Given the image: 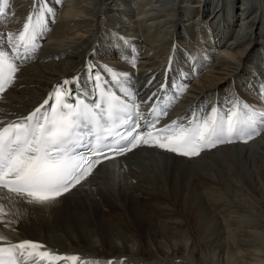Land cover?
I'll list each match as a JSON object with an SVG mask.
<instances>
[{
  "label": "bare ground",
  "instance_id": "bare-ground-1",
  "mask_svg": "<svg viewBox=\"0 0 264 264\" xmlns=\"http://www.w3.org/2000/svg\"><path fill=\"white\" fill-rule=\"evenodd\" d=\"M46 2L55 12L39 35L46 47L0 98L5 122L65 79L86 82L89 65L127 73L147 93L185 73L174 113L186 117L197 107L205 115L255 104L264 86V0ZM39 7L9 0L0 30L18 35ZM5 212L0 236L8 241L81 253L90 264H264V134L191 160L138 149L97 166L51 205Z\"/></svg>",
  "mask_w": 264,
  "mask_h": 264
},
{
  "label": "snow or ice",
  "instance_id": "snow-or-ice-1",
  "mask_svg": "<svg viewBox=\"0 0 264 264\" xmlns=\"http://www.w3.org/2000/svg\"><path fill=\"white\" fill-rule=\"evenodd\" d=\"M35 2L40 4L39 9L27 16L18 35L9 32L6 36L11 54L0 49V94L14 83L21 67L15 61L37 51L38 37L48 28L46 14L54 21L55 12L46 0ZM8 8L9 0H0V16L7 15ZM88 69L97 90L91 103L72 91L71 85L78 78L65 79L27 116L9 122L0 120V214L18 203L51 205L81 184L104 160L141 145L193 158L218 145L248 143L264 131V111L239 101L226 110L214 106L203 116L194 113L186 123L172 121L157 128L160 117L167 114V105L152 103L148 109L151 120L141 111V105L153 101L157 93L138 101L127 84L129 75L108 67L112 82L120 86L117 94L92 71V65ZM165 87L161 85V91ZM185 88L177 91L182 93ZM258 95L264 96V86ZM44 247L34 241L11 242L0 236V264H27L37 257L47 264H77L80 260L76 255L42 250Z\"/></svg>",
  "mask_w": 264,
  "mask_h": 264
}]
</instances>
